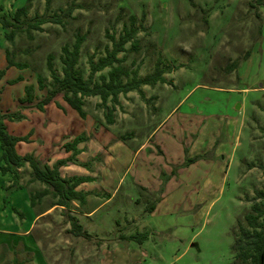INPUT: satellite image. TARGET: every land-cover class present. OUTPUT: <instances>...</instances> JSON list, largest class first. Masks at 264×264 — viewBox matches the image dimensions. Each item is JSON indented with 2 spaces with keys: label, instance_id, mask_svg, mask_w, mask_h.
<instances>
[{
  "label": "rangeland",
  "instance_id": "obj_1",
  "mask_svg": "<svg viewBox=\"0 0 264 264\" xmlns=\"http://www.w3.org/2000/svg\"><path fill=\"white\" fill-rule=\"evenodd\" d=\"M25 2L0 0V12ZM36 14L61 21L31 28ZM131 15L139 48L129 49V41L118 55L141 76L160 58L164 82L120 93L111 123L99 95L85 97L84 115L61 93L37 105L51 88L49 53L61 73V46L82 35L87 76L89 55H104L109 35L118 37ZM0 70V107L21 114L4 118L7 132L23 137L15 150L53 165L72 155L63 144L83 134L60 174L90 176L76 187L86 192L84 203L50 206L51 192L31 202L47 185L32 177L29 162L17 177L0 168V264L239 263L238 222L246 223L264 186V3L31 0L13 39L0 23ZM27 85L32 101L24 99ZM71 216L90 236L71 231Z\"/></svg>",
  "mask_w": 264,
  "mask_h": 264
},
{
  "label": "trees",
  "instance_id": "obj_2",
  "mask_svg": "<svg viewBox=\"0 0 264 264\" xmlns=\"http://www.w3.org/2000/svg\"><path fill=\"white\" fill-rule=\"evenodd\" d=\"M49 1V0H47ZM259 3H264V0H258ZM31 5V0H26L15 8L12 13L0 12V23L5 30V35L9 39H13L17 29H20L21 24L26 19ZM2 6H0V11ZM144 16V14L142 15ZM32 21H28L31 28H40V24L45 21L60 22L61 19L56 14L50 16L37 15ZM130 25L123 24L122 30L118 37L110 34L112 47L106 48V53L98 57L95 61L93 55L88 57L90 71L87 76L84 74V69L79 64V55L81 44L84 37L77 35L75 41L70 47L68 44L61 46V73L57 70L54 64V56L52 53L47 55V67L50 71L51 88L38 103L39 107L50 101L56 93H61L67 103L77 109L81 115L85 114L83 104L85 97L89 95H99L100 104L104 106V116L109 123L114 121L113 112L115 106L119 103V94L127 93L133 89H139L142 92L141 84H154L157 81L164 82L166 80L163 75L165 68L161 66V59L158 58L154 69L141 76L138 74V66L129 68L125 62L124 56H119L120 51L127 50L126 43L130 41V48L138 50L139 38L135 35L138 26L135 24V16H130ZM8 27H11L8 30ZM9 63H16L24 66L25 62H15L8 58ZM233 66L237 64L236 61L231 63ZM106 67L107 72H102ZM3 70H0V76ZM98 73V74H96ZM131 73V76H130ZM38 83L41 88L45 86L44 76H38ZM26 96L24 99L32 101V85H27ZM108 99L110 104H108ZM10 119L21 117L18 112L2 111L0 107V144L2 153L0 159L4 160L6 164H1L2 171L12 170L14 176L19 174L18 167H21L26 162L31 166V173L34 179H39L47 186L36 190L31 194V202L34 204L36 200L41 199L45 194L51 192L57 196L50 206L62 205L66 207L71 199H76L80 203L86 201V192L76 187L83 181L89 180L88 175H71L61 176L60 167L66 165L69 161L74 160L75 154L79 151L78 143L85 139L83 134L75 136L71 141L63 144L65 151H73L72 155L58 158L53 165L47 163L43 164L36 159L33 154H19L15 150V142L23 137L14 136L7 132L4 118ZM14 165V167L12 166ZM264 172V163L262 164ZM73 221L71 223V231L77 235L90 236V234L83 228V226L71 216ZM244 220L238 222V232L235 235L233 248L236 250L235 258L239 263L236 264H264V186L255 190V200L250 205V210L245 213ZM15 264H22L21 261Z\"/></svg>",
  "mask_w": 264,
  "mask_h": 264
},
{
  "label": "crops",
  "instance_id": "obj_3",
  "mask_svg": "<svg viewBox=\"0 0 264 264\" xmlns=\"http://www.w3.org/2000/svg\"><path fill=\"white\" fill-rule=\"evenodd\" d=\"M29 103H30V102H29ZM1 109H2V108H1ZM2 111H4V112H5V110H3V109H2ZM19 169H20V167H18V170H19ZM60 169H61V168H60ZM22 183H23V181H22Z\"/></svg>",
  "mask_w": 264,
  "mask_h": 264
}]
</instances>
